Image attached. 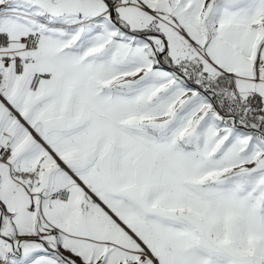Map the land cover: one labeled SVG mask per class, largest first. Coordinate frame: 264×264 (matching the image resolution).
Instances as JSON below:
<instances>
[{
  "label": "snow or ice",
  "instance_id": "obj_1",
  "mask_svg": "<svg viewBox=\"0 0 264 264\" xmlns=\"http://www.w3.org/2000/svg\"><path fill=\"white\" fill-rule=\"evenodd\" d=\"M0 264H264V0H0Z\"/></svg>",
  "mask_w": 264,
  "mask_h": 264
}]
</instances>
